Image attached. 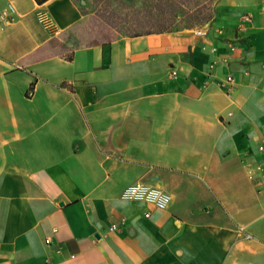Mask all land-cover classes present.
<instances>
[{
	"label": "crops",
	"instance_id": "1",
	"mask_svg": "<svg viewBox=\"0 0 264 264\" xmlns=\"http://www.w3.org/2000/svg\"><path fill=\"white\" fill-rule=\"evenodd\" d=\"M210 1L103 37L99 0H0V264H264V0Z\"/></svg>",
	"mask_w": 264,
	"mask_h": 264
},
{
	"label": "rangeland",
	"instance_id": "2",
	"mask_svg": "<svg viewBox=\"0 0 264 264\" xmlns=\"http://www.w3.org/2000/svg\"><path fill=\"white\" fill-rule=\"evenodd\" d=\"M210 0H99L101 6H91L88 10L95 11V15H98L101 18L110 17L109 21L102 22H89L90 28H93L95 32L99 30V33L103 35H111L129 32V31H138L142 29H148L151 27L147 21L139 20L141 16V9H165L166 18H172L176 12L185 14V17L191 18L194 22L198 18H205L210 12ZM215 2V0H213ZM103 6L104 4H107ZM160 6L158 7V5ZM103 9H108L111 14L103 12ZM131 10L132 14L128 13ZM191 10V11H190ZM92 14L91 16H93ZM90 16V17H91ZM97 16V17H98ZM152 16H149L151 18ZM128 18H132L128 20ZM192 21L181 22H166L168 26L178 25L181 26L184 24H191ZM98 29V30H97ZM104 37V36H103ZM251 238L250 235L245 236V239Z\"/></svg>",
	"mask_w": 264,
	"mask_h": 264
},
{
	"label": "built area",
	"instance_id": "3",
	"mask_svg": "<svg viewBox=\"0 0 264 264\" xmlns=\"http://www.w3.org/2000/svg\"><path fill=\"white\" fill-rule=\"evenodd\" d=\"M200 33V30H198ZM232 77L229 76L227 78L228 81H231ZM28 95L32 94V90L27 92ZM260 172L264 175V161L260 163L258 166ZM121 198L128 200H138L144 201L153 205L158 209H164L168 203L171 201L170 194L163 190L161 187L153 186L142 181H137L131 183L124 187V189L120 193ZM148 215V213H146ZM117 228V224H111L109 229L113 230ZM249 237V235H246ZM49 241V240H48Z\"/></svg>",
	"mask_w": 264,
	"mask_h": 264
},
{
	"label": "trees",
	"instance_id": "4",
	"mask_svg": "<svg viewBox=\"0 0 264 264\" xmlns=\"http://www.w3.org/2000/svg\"><path fill=\"white\" fill-rule=\"evenodd\" d=\"M36 1L39 2V3H41V2H43L45 0H36ZM211 14L212 13L209 12V14L207 15V17H205V18H198L194 22L192 20H186V21H192L193 23H191V24H184V26L183 25H181V26L184 28V27H190V26H194V25H201L203 23L202 19H209L211 17ZM186 21H183V23L186 22ZM166 22H173V23L178 22L179 23L181 21H174L172 19H167V18L165 20H149V21H147V23H149V25L151 27H149L148 29L149 30H151V29H154V30H171V29L179 28L180 27L179 24L176 25V26L173 25V27L172 26H168L166 24Z\"/></svg>",
	"mask_w": 264,
	"mask_h": 264
}]
</instances>
